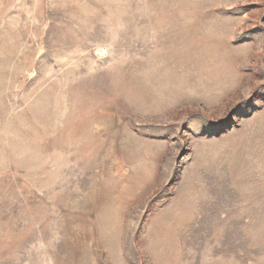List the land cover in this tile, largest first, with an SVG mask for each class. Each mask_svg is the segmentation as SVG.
<instances>
[{
  "label": "rangeland",
  "instance_id": "1",
  "mask_svg": "<svg viewBox=\"0 0 264 264\" xmlns=\"http://www.w3.org/2000/svg\"><path fill=\"white\" fill-rule=\"evenodd\" d=\"M0 264H264V0H0Z\"/></svg>",
  "mask_w": 264,
  "mask_h": 264
}]
</instances>
